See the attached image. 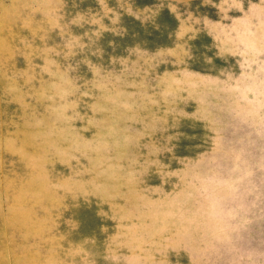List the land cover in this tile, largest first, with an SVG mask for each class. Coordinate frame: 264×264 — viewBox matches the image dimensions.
<instances>
[{
  "label": "rangeland",
  "instance_id": "1",
  "mask_svg": "<svg viewBox=\"0 0 264 264\" xmlns=\"http://www.w3.org/2000/svg\"><path fill=\"white\" fill-rule=\"evenodd\" d=\"M0 264H264V0H0Z\"/></svg>",
  "mask_w": 264,
  "mask_h": 264
}]
</instances>
